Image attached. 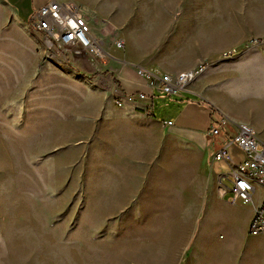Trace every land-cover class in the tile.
Here are the masks:
<instances>
[{"label": "rangeland", "instance_id": "1", "mask_svg": "<svg viewBox=\"0 0 264 264\" xmlns=\"http://www.w3.org/2000/svg\"><path fill=\"white\" fill-rule=\"evenodd\" d=\"M67 1L94 37H110L103 47L111 56L101 61L142 54L172 64L189 39L200 45L210 37L213 48L224 42L222 0ZM24 2L27 25L37 10ZM22 23L0 0V264H264V235L251 236L247 224L253 206L219 202L213 174L228 172L224 164L210 171V157L165 134L140 103L122 116L146 118L142 130L106 116L95 108L97 58L57 62ZM117 39L124 51L113 49ZM254 39L263 43L250 38L244 47ZM231 51L234 59L241 49L224 48L193 69L204 73ZM180 96L154 92L158 121L189 103ZM257 122L264 142V119ZM230 157L245 158L240 149ZM263 198L257 191L254 204Z\"/></svg>", "mask_w": 264, "mask_h": 264}, {"label": "crops", "instance_id": "2", "mask_svg": "<svg viewBox=\"0 0 264 264\" xmlns=\"http://www.w3.org/2000/svg\"><path fill=\"white\" fill-rule=\"evenodd\" d=\"M46 1L35 0L34 2V0H30V4L36 11ZM1 2L6 5L10 15L22 23L20 16L26 10L24 0H1ZM219 11L227 15L221 25L224 30L219 33V37L224 41L220 42L221 46L219 44L213 48L210 37L205 38L204 42H200V45L192 44L189 39L186 49L181 50L180 54L182 55L178 54L179 56L172 60V64L160 63V61L142 54L138 56L131 54L129 58L120 57L121 59L117 58L118 60L109 58L106 61H101L93 58L91 60L94 66L90 69L93 73L100 71L96 73L99 93L95 108L99 111L104 110V114L108 117H118V122H132L139 127V130H142L148 122L146 118L138 117L136 119L122 116L123 109H131L133 106L116 108L113 105L111 99L113 85H116L124 93L143 92L149 94L150 88L139 74V68L171 75V72L180 73L199 66L202 59L207 60L213 53H218L224 48H240L239 56L219 64L209 65L206 71L190 84L188 90L182 92L185 96L182 97V93L180 94L182 97L180 100H187L189 103H180L181 107L171 120L158 121L153 113L152 116L149 115L150 120L164 125L165 134L193 145L203 153L205 158L210 157V171L212 169V153L217 142H212L207 137L212 119V111L209 106L212 105L222 114L239 123L251 125L260 140V130L256 127V123L260 119H264V0H222ZM225 15L223 14L222 17ZM98 37H101L99 40L104 44L110 39V37L102 36L99 33ZM145 37L146 41L152 42L153 36L147 33ZM250 38L261 39L263 43L260 46L244 47L245 41ZM144 43V34L140 33L139 37H136V44L139 45L138 51H142ZM106 54L108 55L109 52ZM109 56L111 55L109 54ZM180 100L178 101L182 102ZM140 104L144 106L147 102ZM218 111L217 113L220 114ZM168 122L171 124L169 125ZM230 149L239 151L238 147L232 145ZM219 174H213L217 177V184ZM218 197L219 202L229 205L225 198L220 197L219 192ZM250 218L247 224L250 222Z\"/></svg>", "mask_w": 264, "mask_h": 264}, {"label": "built area", "instance_id": "3", "mask_svg": "<svg viewBox=\"0 0 264 264\" xmlns=\"http://www.w3.org/2000/svg\"><path fill=\"white\" fill-rule=\"evenodd\" d=\"M25 28L41 35L46 49L53 52L51 56L59 62L67 64L68 59L107 57L103 49L104 42L93 36L86 17L74 2L47 0L35 12ZM256 43L254 39L250 45H257ZM113 46L124 51L125 41L117 39ZM236 54L235 51L227 52L221 59H232ZM204 69L201 65L193 70L170 75L139 68V74L147 82L150 93H124L113 85L112 103L116 108H125L147 102L140 108L151 115L150 107L155 91L168 97L180 96L200 74L202 75ZM209 108L212 111V119L207 137L212 142H217L212 153V164L222 163L228 171L219 174V195L231 206L237 203L252 205L253 215L249 222V234L264 235V198L259 205L254 204L257 189L264 190V142L250 125L233 121L212 105ZM231 145L238 147L244 154L245 158L239 164H235L230 157ZM225 180L230 182L229 187L223 185Z\"/></svg>", "mask_w": 264, "mask_h": 264}, {"label": "trees", "instance_id": "4", "mask_svg": "<svg viewBox=\"0 0 264 264\" xmlns=\"http://www.w3.org/2000/svg\"><path fill=\"white\" fill-rule=\"evenodd\" d=\"M150 116H152V114Z\"/></svg>", "mask_w": 264, "mask_h": 264}]
</instances>
